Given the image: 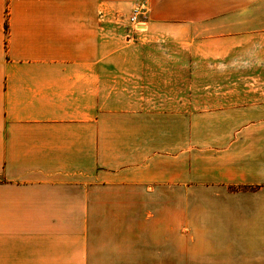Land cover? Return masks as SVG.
Segmentation results:
<instances>
[{
  "label": "crops",
  "instance_id": "obj_1",
  "mask_svg": "<svg viewBox=\"0 0 264 264\" xmlns=\"http://www.w3.org/2000/svg\"><path fill=\"white\" fill-rule=\"evenodd\" d=\"M172 234L264 264V0H0V264H171Z\"/></svg>",
  "mask_w": 264,
  "mask_h": 264
},
{
  "label": "rangeland",
  "instance_id": "obj_2",
  "mask_svg": "<svg viewBox=\"0 0 264 264\" xmlns=\"http://www.w3.org/2000/svg\"><path fill=\"white\" fill-rule=\"evenodd\" d=\"M172 259H171V264H177V235L172 234Z\"/></svg>",
  "mask_w": 264,
  "mask_h": 264
},
{
  "label": "built area",
  "instance_id": "obj_3",
  "mask_svg": "<svg viewBox=\"0 0 264 264\" xmlns=\"http://www.w3.org/2000/svg\"><path fill=\"white\" fill-rule=\"evenodd\" d=\"M141 15H142V9L140 8L135 9L133 12V17L131 18V22L138 23L139 22L138 19L139 17H141ZM138 27H142L141 24H139Z\"/></svg>",
  "mask_w": 264,
  "mask_h": 264
}]
</instances>
